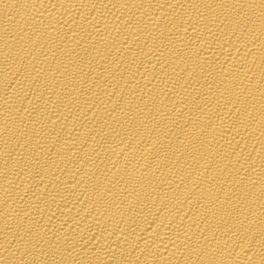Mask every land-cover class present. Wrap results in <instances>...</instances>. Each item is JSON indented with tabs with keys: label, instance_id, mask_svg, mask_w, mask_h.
<instances>
[{
	"label": "bare ground",
	"instance_id": "obj_1",
	"mask_svg": "<svg viewBox=\"0 0 264 264\" xmlns=\"http://www.w3.org/2000/svg\"><path fill=\"white\" fill-rule=\"evenodd\" d=\"M0 264H264V0H0Z\"/></svg>",
	"mask_w": 264,
	"mask_h": 264
}]
</instances>
